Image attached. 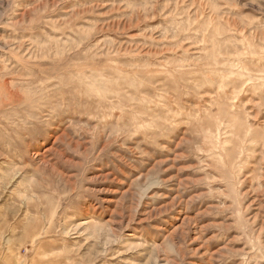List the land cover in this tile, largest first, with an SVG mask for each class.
Segmentation results:
<instances>
[{
  "label": "rangeland",
  "instance_id": "obj_1",
  "mask_svg": "<svg viewBox=\"0 0 264 264\" xmlns=\"http://www.w3.org/2000/svg\"><path fill=\"white\" fill-rule=\"evenodd\" d=\"M0 92V264H264V0H0Z\"/></svg>",
  "mask_w": 264,
  "mask_h": 264
},
{
  "label": "bare ground",
  "instance_id": "obj_2",
  "mask_svg": "<svg viewBox=\"0 0 264 264\" xmlns=\"http://www.w3.org/2000/svg\"><path fill=\"white\" fill-rule=\"evenodd\" d=\"M1 93V92H0ZM18 93V92H17ZM4 94V93H3ZM9 94V93H8ZM11 94H13V93H11ZM5 95V94H4ZM14 95V94H13ZM1 96H3V95H1ZM7 96V95H6ZM5 96V97H6ZM4 97V96H3ZM8 97V96H7ZM16 97V96H15ZM1 98V97H0ZM5 99V98H4ZM7 99H9V98H7ZM12 99V98H11ZM11 101V100H10ZM15 174V173H14ZM11 179H14V178H11Z\"/></svg>",
  "mask_w": 264,
  "mask_h": 264
}]
</instances>
